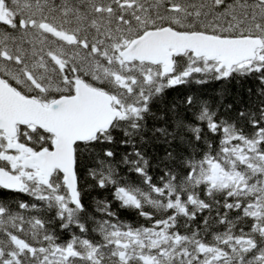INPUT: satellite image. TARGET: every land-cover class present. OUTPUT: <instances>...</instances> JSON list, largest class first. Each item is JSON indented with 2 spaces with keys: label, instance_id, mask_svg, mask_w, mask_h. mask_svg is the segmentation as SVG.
Instances as JSON below:
<instances>
[{
  "label": "snow or ice",
  "instance_id": "snow-or-ice-1",
  "mask_svg": "<svg viewBox=\"0 0 264 264\" xmlns=\"http://www.w3.org/2000/svg\"><path fill=\"white\" fill-rule=\"evenodd\" d=\"M0 264H264V0H0Z\"/></svg>",
  "mask_w": 264,
  "mask_h": 264
},
{
  "label": "trees",
  "instance_id": "trees-1",
  "mask_svg": "<svg viewBox=\"0 0 264 264\" xmlns=\"http://www.w3.org/2000/svg\"><path fill=\"white\" fill-rule=\"evenodd\" d=\"M125 218H127V219H131L130 217H125Z\"/></svg>",
  "mask_w": 264,
  "mask_h": 264
}]
</instances>
